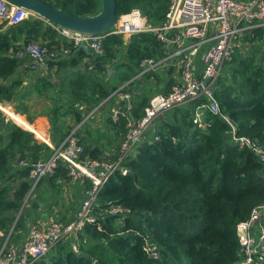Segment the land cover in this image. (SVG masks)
I'll use <instances>...</instances> for the list:
<instances>
[{
    "label": "trees",
    "instance_id": "trees-1",
    "mask_svg": "<svg viewBox=\"0 0 264 264\" xmlns=\"http://www.w3.org/2000/svg\"><path fill=\"white\" fill-rule=\"evenodd\" d=\"M44 1L79 16L97 14L102 7V0ZM168 7L169 0H117V16L139 9L149 23L160 25ZM49 22L31 16L18 24L7 25V21L0 24V102H12L23 95L20 89L23 82L17 76L22 61L16 53L24 44L41 42L48 55L55 52V57L61 56L65 48L74 52L75 42ZM257 32L263 52L255 56L257 44L251 49L253 55L247 57L237 49L229 63L232 68L225 69L230 72L232 83L222 76L217 97L223 113L236 127V136L247 137L264 150V30ZM251 39L254 41L256 37ZM123 49L127 58L116 69L124 82L137 75L143 58L165 54L164 46L151 33L134 34L127 43L119 35L107 36L103 53L91 57L89 65L94 72L78 69L67 77L61 93L52 94L54 145L74 128L68 126L63 116L71 113L75 122L82 119L75 109L77 102L94 107L111 92L98 74ZM85 57V51L79 50L70 59L49 61L48 65L78 67ZM151 76L160 79L155 72L141 79L146 82ZM43 80L47 83L39 78ZM134 82L141 80L135 78ZM145 85L134 110L137 117L143 114L151 93L156 92L153 82ZM194 108L195 103L191 102L166 111L158 127L148 131L139 143L137 152L127 157L125 164L133 174L118 171L110 176L99 193L94 209L96 220L87 222L78 237L73 238L77 249L70 240L59 242L50 252L49 260L44 256L33 264H236L242 257L237 225L250 217L254 206L264 202V161L253 146L233 137V127L224 117L206 111L205 125L195 123ZM126 124L124 117L116 123L122 138L127 132ZM0 126L1 247L12 227L13 242L22 236L28 213L22 207L26 198L31 201L39 188L37 185L29 194L30 167L18 163L23 159L36 162L48 158L53 148L31 131L7 121L1 112ZM155 133L159 136L156 140ZM80 141L85 146V155L92 158L112 159L119 154L120 145L109 158L98 144ZM53 175L51 181L71 178L63 161ZM84 182L87 189L91 187L90 179ZM114 205H122L126 210L112 213ZM31 222L36 221L30 219L27 226ZM153 244L156 256L148 249Z\"/></svg>",
    "mask_w": 264,
    "mask_h": 264
},
{
    "label": "built area",
    "instance_id": "built-area-1",
    "mask_svg": "<svg viewBox=\"0 0 264 264\" xmlns=\"http://www.w3.org/2000/svg\"><path fill=\"white\" fill-rule=\"evenodd\" d=\"M31 16L40 17L9 0H0V19L7 21V25L18 24ZM54 26L76 45L81 40L85 41L95 53H103L104 41L109 35L131 38L137 33H151L162 43L165 54L143 58L135 78L160 70L166 77L174 78V82L168 91L152 94L139 117L134 114L136 93L124 86L115 90L118 100L110 116L115 122L126 118L128 127L117 157L99 159L85 155L86 149L76 134V128L59 144H49L53 152L48 158L36 162L23 159L18 163V166L30 167L32 188L29 194L43 178L55 173L60 161L67 164L72 179H90L91 187L67 223L58 219H50L45 225L31 222L29 234L21 244L9 242L6 238L0 247V264H33L50 253L59 242L66 240H70L72 247L77 249L73 238L78 237L87 222L96 220L94 209L104 184L118 171L129 173L125 164L127 157L135 152L148 131L158 127L157 121L166 111L194 102L195 123L202 124L200 121L206 111L224 117L233 127V137L242 144L253 146L264 161L262 148L255 146L247 137L236 136L235 126L223 113L217 97L219 80L243 36L248 31L264 28V0H169L166 18L160 25H152L139 9H135L120 15L114 28L96 35ZM17 55H28L43 61L48 50L41 42H30L24 44ZM155 123L158 125L155 126ZM158 138L155 133V140ZM125 210L122 205H114L110 212L121 214ZM12 231L13 227L9 237ZM237 234L242 257L236 264H264V202L253 207L247 220L238 223ZM148 249L154 256L157 255L156 245Z\"/></svg>",
    "mask_w": 264,
    "mask_h": 264
},
{
    "label": "crops",
    "instance_id": "crops-1",
    "mask_svg": "<svg viewBox=\"0 0 264 264\" xmlns=\"http://www.w3.org/2000/svg\"><path fill=\"white\" fill-rule=\"evenodd\" d=\"M3 22L4 21L0 19V24ZM258 29L264 30V28L260 27L257 28L256 31H248L242 39L244 40L245 37H248V39L256 37L255 41L257 42V45L263 47V42L258 36ZM18 51L16 53V57L22 61V64L18 69L17 76L23 82L22 86H20L23 95L21 98L18 96V99L16 98L15 101L13 100L12 102H0L2 104H0V108L8 113L14 121L16 116H22L25 118L28 122V126L17 122L19 126L31 131L39 137L45 138V142L48 145H51L52 124L50 113L55 103L52 94L61 93L67 77L78 69H82V71L92 74L94 70L89 64H91V57L98 53L88 55L84 50L87 57L83 59V63L81 65L78 67L67 66L59 68L58 66H49L48 64L45 67H40L35 63L38 59H34L28 55L18 56ZM70 53L71 50L69 48H65L61 56L67 54L70 56L67 58L70 59L76 52ZM50 55L55 57V52ZM109 66L110 65L108 64L107 68L102 73L98 74V76L111 90V92L94 107H89L86 102H77L75 104V109L82 118L79 122H75V115L71 113H68L67 116L62 115V119L67 121L68 126H73V130L77 128L76 134L80 139L86 140L88 144H98L102 148L104 156L111 158L120 145L122 138L117 129V122L113 121L110 116L112 108L116 105L118 100V97L114 94V92L121 86H124L125 89L133 91L131 83L133 84L135 77L127 82H124V80L118 77L117 69H113ZM104 77H106V81L104 80ZM39 78L45 79L47 83H45L44 80L43 82L39 81ZM136 79L142 80L141 78ZM152 82L154 83L155 88L158 87L156 92H166L170 89L171 84L174 82V78L165 77L163 80H154ZM143 84L144 83H142L140 89L142 91V88H144V94L146 86ZM117 86L119 87L116 88ZM136 95L137 99L135 104L137 105L141 95L139 93H136ZM3 104H6L7 107L3 106ZM91 111L93 113L88 119H86V116H88ZM96 130H102V132L107 134L108 137L105 140H97L94 137V131ZM51 178L52 177L49 176L42 179L40 182L41 185L39 184L38 192L30 197L32 198L31 201H28L26 198L24 202L25 205H23L22 209L25 207L24 210H28L26 218L27 222L33 218L36 222L41 223V225L47 224L50 219H58L65 223L73 217L79 207V204L85 197L87 185L83 180L72 178H54V180L51 181ZM27 222L24 230L22 229V236L15 240V244H21L28 236L29 226H27ZM8 234L6 238L10 239L12 234L10 237ZM13 238L14 236L10 239V241L13 242Z\"/></svg>",
    "mask_w": 264,
    "mask_h": 264
},
{
    "label": "water",
    "instance_id": "water-1",
    "mask_svg": "<svg viewBox=\"0 0 264 264\" xmlns=\"http://www.w3.org/2000/svg\"><path fill=\"white\" fill-rule=\"evenodd\" d=\"M11 3L23 6L40 17L55 23L58 27L64 28L81 34L96 35L104 33L115 27L117 24V0H102L101 10L94 15L79 16L68 12L62 8H56L46 3L44 0H9ZM85 50L88 55H94L95 52L85 41L81 40L76 46L74 53L79 50ZM64 57H70L64 54L60 57L47 55L44 61L36 60L35 63L40 67H45L49 61H59ZM172 71L170 67L169 72ZM103 152V151H102ZM129 174H133L129 172Z\"/></svg>",
    "mask_w": 264,
    "mask_h": 264
},
{
    "label": "rangeland",
    "instance_id": "rangeland-1",
    "mask_svg": "<svg viewBox=\"0 0 264 264\" xmlns=\"http://www.w3.org/2000/svg\"><path fill=\"white\" fill-rule=\"evenodd\" d=\"M146 17V16H145ZM50 23V22H49ZM52 24V23H51ZM131 40V38L130 37H126V38H124V42L125 43H127V42H129ZM255 44H257V42L254 40H252L251 38H249V39H242L241 40V42H240V45L235 49V53H236V51H237V49L239 50L238 52H239V54H241L243 57H247V56H250V55H253V50H251L252 48H254L253 46L255 45ZM77 46V45H76ZM262 46H260V45H258L257 46V48H256V50H257V52L258 53H256L255 54V56H259V55H261V53L263 52L262 51ZM252 52V53H251ZM126 53V49H123V50H121V52L117 55V57L114 59V61L113 62H111L109 65L114 69V68H116V66L117 65H119V64H121L124 60H126V56L124 55ZM255 53V52H254ZM109 66V67H110ZM227 67H229L230 69L232 68V66H231V64H228L227 65ZM155 73H157V74H159L160 75V79L158 78L157 80H162V79H164L165 77H166V75L165 74H161L160 73V70H158V71H154ZM223 76L225 77L226 76V78H228V83H232V77H231V74H230V72H228V70H225V72H224V74H223ZM151 77H153V76H151ZM154 78V79H153ZM153 78H151V80L149 79V81L150 82H152V81H154V80H156V78L155 77H153ZM104 80L106 81V77H104ZM127 81H129V80H127ZM126 81V82H127ZM148 80L145 82V78L144 79H142L141 80V82H138V83H133V84H131V88L133 89V91L135 92V93H139L141 96L143 95V89L144 88H142V91H141V89H140V87L142 86V83H144L143 85L144 86H146L145 85V83H148L149 82ZM124 84V83H123ZM156 89H158V87L156 88ZM159 91H157L156 93H158ZM155 94V93H154ZM5 107H7L6 106V104H3ZM0 112L2 113V115H4V117H7L6 118V120L8 121L9 119L10 120H12L13 122H15V123H17L16 121H14V119L12 118V117H10L9 116V114L8 113H6L4 110H2V109H0ZM162 119V118H161ZM161 119H158V121L160 120L161 121ZM202 119V118H201ZM204 119H205V117L200 121L203 125H205V122H204ZM157 121V122H158ZM160 121H159V123H160ZM18 124V123H17ZM19 125V124H18ZM158 125V123H155V126H157ZM235 131H236V127H235ZM35 135V134H34ZM35 137L37 138V139H39L40 141H44L45 142V138H42V137H39V136H37V135H35ZM94 137L97 139V140H105L107 137H108V135L107 134H105V133H103L102 132V130L101 131H99V130H96V131H94ZM53 144V143H52ZM54 145V144H53ZM52 148V147H51ZM137 151L135 150V152L134 153H136ZM120 222V221H119ZM51 255V253H48L45 257V259H47L49 256ZM50 259V257L48 258V260ZM47 260V261H48Z\"/></svg>",
    "mask_w": 264,
    "mask_h": 264
},
{
    "label": "bare ground",
    "instance_id": "bare-ground-1",
    "mask_svg": "<svg viewBox=\"0 0 264 264\" xmlns=\"http://www.w3.org/2000/svg\"><path fill=\"white\" fill-rule=\"evenodd\" d=\"M15 121L18 122V123H20V124H22V125H27L28 126V122L22 116H16Z\"/></svg>",
    "mask_w": 264,
    "mask_h": 264
}]
</instances>
